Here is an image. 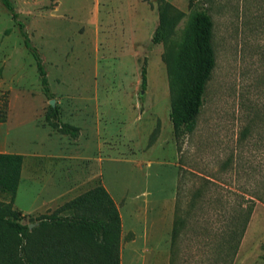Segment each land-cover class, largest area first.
Wrapping results in <instances>:
<instances>
[{"label": "rangeland", "instance_id": "obj_1", "mask_svg": "<svg viewBox=\"0 0 264 264\" xmlns=\"http://www.w3.org/2000/svg\"><path fill=\"white\" fill-rule=\"evenodd\" d=\"M167 1L183 16L156 43L161 0H13L50 97L0 0V151L24 155L14 207L28 222L102 182L121 264H264V0ZM202 8L217 65L195 130L176 138L164 56ZM51 99L77 137L48 121Z\"/></svg>", "mask_w": 264, "mask_h": 264}, {"label": "trees", "instance_id": "obj_2", "mask_svg": "<svg viewBox=\"0 0 264 264\" xmlns=\"http://www.w3.org/2000/svg\"><path fill=\"white\" fill-rule=\"evenodd\" d=\"M17 22L27 49L33 54L46 94L53 97L48 72L33 44L13 0H1ZM183 12L167 0L159 5L160 23L154 42L172 36ZM214 20L205 9L195 10L178 48L166 51L171 87V119L176 138L192 133L205 104L209 81L217 65L213 44ZM146 65L142 84L148 81ZM6 103L0 105V121L6 120ZM48 121L63 133L77 137L79 127L63 122L58 106L50 105ZM24 155L0 152V264H121L122 216L106 186L98 182L52 212L24 222L14 207L22 179ZM30 223H36L30 227ZM181 221L176 220L173 237Z\"/></svg>", "mask_w": 264, "mask_h": 264}, {"label": "water", "instance_id": "obj_3", "mask_svg": "<svg viewBox=\"0 0 264 264\" xmlns=\"http://www.w3.org/2000/svg\"><path fill=\"white\" fill-rule=\"evenodd\" d=\"M144 92V91H142ZM51 105L55 106L56 105V100L55 99H51ZM36 223H30V227H33Z\"/></svg>", "mask_w": 264, "mask_h": 264}, {"label": "crops", "instance_id": "obj_4", "mask_svg": "<svg viewBox=\"0 0 264 264\" xmlns=\"http://www.w3.org/2000/svg\"><path fill=\"white\" fill-rule=\"evenodd\" d=\"M0 152H14V151H0ZM20 153V152H19ZM24 165V163H23ZM22 174H23V171H22ZM107 188V187H106ZM108 189V188H107ZM19 190V189H18ZM18 194V193H17Z\"/></svg>", "mask_w": 264, "mask_h": 264}]
</instances>
